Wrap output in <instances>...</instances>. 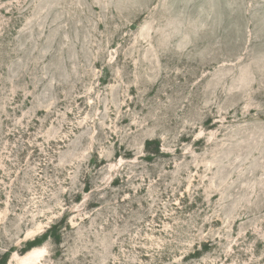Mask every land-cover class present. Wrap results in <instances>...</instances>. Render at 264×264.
Wrapping results in <instances>:
<instances>
[{
    "label": "rangeland",
    "instance_id": "1",
    "mask_svg": "<svg viewBox=\"0 0 264 264\" xmlns=\"http://www.w3.org/2000/svg\"><path fill=\"white\" fill-rule=\"evenodd\" d=\"M0 264H264V0H0Z\"/></svg>",
    "mask_w": 264,
    "mask_h": 264
},
{
    "label": "bare ground",
    "instance_id": "2",
    "mask_svg": "<svg viewBox=\"0 0 264 264\" xmlns=\"http://www.w3.org/2000/svg\"><path fill=\"white\" fill-rule=\"evenodd\" d=\"M33 260V259H32Z\"/></svg>",
    "mask_w": 264,
    "mask_h": 264
}]
</instances>
